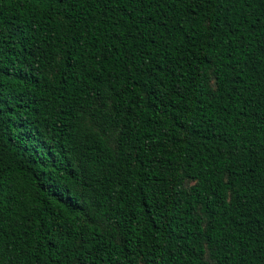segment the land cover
Returning <instances> with one entry per match:
<instances>
[{
  "label": "trees",
  "instance_id": "obj_1",
  "mask_svg": "<svg viewBox=\"0 0 264 264\" xmlns=\"http://www.w3.org/2000/svg\"><path fill=\"white\" fill-rule=\"evenodd\" d=\"M0 264H264V0H0Z\"/></svg>",
  "mask_w": 264,
  "mask_h": 264
}]
</instances>
